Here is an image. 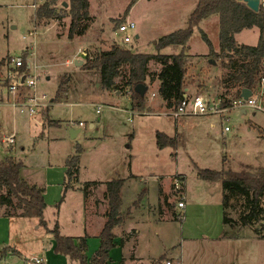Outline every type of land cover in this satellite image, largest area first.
Instances as JSON below:
<instances>
[{
    "label": "rangeland",
    "instance_id": "1",
    "mask_svg": "<svg viewBox=\"0 0 264 264\" xmlns=\"http://www.w3.org/2000/svg\"><path fill=\"white\" fill-rule=\"evenodd\" d=\"M45 1L0 0V160L6 156L4 148L12 147L8 153L22 161V176L44 192L47 223L42 224L38 217L14 218L13 223L20 226L19 241L16 245H0V251L5 253L0 264H26L38 257L40 248L51 244L56 222L64 235L87 233V255L91 257L100 247L97 235L106 220L108 203L105 186H91L87 210L94 223L87 229L82 186L90 180L120 177L125 178L121 190L125 221L114 232L125 235L129 227L137 229L136 254L144 256L146 262L162 263L169 256L180 258L182 264H264V220L254 226L224 224L222 183L199 176V167L238 173L246 164L264 165V139L258 130L264 129V111L247 108L242 113L234 108L225 115H187L179 118L176 126V120L168 115L170 108L167 111L160 105L163 99L158 80L151 83L147 79L149 107L138 111L132 110L129 92L104 89L97 73L81 68L86 60L84 52L95 57L116 44L148 54L180 53L182 47L172 45L159 51L155 42L186 27L197 0H137L128 13L132 0H90L89 10L96 18L84 35L75 38L69 37L71 1L58 0L60 18L39 23L36 10ZM216 18L218 15H211L194 29L185 50L192 58L219 48L220 26L213 21ZM124 21L134 22L133 37L128 43L117 29ZM203 31L212 46L202 37ZM258 37L255 27L238 32L235 39L240 44L255 45ZM14 57L29 63L28 76L36 79L34 87L24 86L18 95L9 91V74L19 75V68L12 62ZM212 59L216 64L206 57L200 62L187 58L186 84L216 100L222 64L220 58ZM160 68L159 63L152 62V70ZM61 80L65 83L58 93ZM152 91L156 94L151 95ZM34 93H45L49 105L30 116L21 112L15 100L22 101ZM46 109L49 117L58 122L42 125ZM72 128L80 129L74 137ZM157 130L173 134L178 146L158 148ZM9 135L15 136V142H2ZM74 155L79 156L78 180L74 188L65 190L67 161ZM177 177L184 181L181 189L174 184ZM183 194L186 207L180 208L178 202ZM247 202L242 195L232 198L226 208L228 217L240 219ZM1 223L2 220L0 240L7 232ZM37 235L45 237L29 245V239H37ZM94 242L96 246L92 247ZM130 243H134L133 239ZM15 248L20 252H14ZM110 255L120 262L123 247H112Z\"/></svg>",
    "mask_w": 264,
    "mask_h": 264
},
{
    "label": "trees",
    "instance_id": "2",
    "mask_svg": "<svg viewBox=\"0 0 264 264\" xmlns=\"http://www.w3.org/2000/svg\"><path fill=\"white\" fill-rule=\"evenodd\" d=\"M58 0H47L39 5L36 10L37 21L56 20L60 18L57 11ZM69 15L71 23L69 37L75 38L84 35L95 20L89 10L90 0H70ZM132 0L126 9L129 12ZM258 11L252 10L247 4L240 0H199L194 11L188 18L184 29H178L156 41L159 51L168 46L182 47L180 53H143L134 51L131 48L114 45L112 49L100 51L95 57L89 53L85 54V62L81 68L93 71L99 76L100 87L107 90H125L129 92L132 110L144 111L146 109V94L142 96L135 91L139 83L148 84V78L152 82L160 81L159 94L166 102V107L171 108L182 103L186 89L187 58L185 52L187 42L194 29L202 19L211 15H218L219 26V52L211 49L210 58H220L225 68L220 83L226 88L225 93L236 89L235 96H239L244 88L255 91L264 77V5L261 4ZM68 9V8H67ZM66 10V7L63 8ZM46 21V22H47ZM259 29L257 44H240L236 42L235 36L246 28ZM204 40L210 44L211 41L205 31L202 32ZM25 57V56H24ZM152 62L161 65L159 70H152ZM127 71H123V68ZM19 74L29 75V63L23 59L19 67ZM9 82V81H8ZM65 82L61 80L58 93L61 92ZM224 95V94H223ZM55 101V99H53ZM224 104V103H223ZM227 104V103H225ZM49 109L44 112V125H53L58 122L49 117ZM264 139V129L259 128ZM157 146L162 149L168 146H178V139L169 136L166 132L157 130ZM23 163L17 157L8 155L0 160V204L5 206L6 213L11 216L38 217L40 222L46 225L44 210L46 202L43 190L35 184L28 182L21 174ZM68 181L65 190L73 187L79 176V156L74 155L67 161ZM196 166H198L196 164ZM199 167V166H198ZM199 176L208 181H220L223 185V207L224 224L230 225L238 222L241 226H254L255 223L264 220V165L246 164L241 172L232 173L225 169L218 170L211 167H199ZM125 178L110 181H86L82 186L84 196L88 199L91 196V186H105L104 198L108 207L105 212L106 222L99 235L101 238L100 247L89 257L87 255V235L72 237L65 236L60 232L58 222L51 230L56 239L57 250L67 254L78 264H108L111 255L110 250L115 246L116 235L114 228L125 220L122 216L121 190ZM182 185L183 184V180ZM244 196L248 202L246 211L240 215V219L228 217L226 208L234 197ZM177 218V215H176ZM255 232L260 234L255 228ZM123 239V238H122ZM161 262V261H160ZM156 263V264H160ZM155 264V263H153Z\"/></svg>",
    "mask_w": 264,
    "mask_h": 264
},
{
    "label": "built area",
    "instance_id": "3",
    "mask_svg": "<svg viewBox=\"0 0 264 264\" xmlns=\"http://www.w3.org/2000/svg\"><path fill=\"white\" fill-rule=\"evenodd\" d=\"M262 1V0H261ZM264 5V2H261ZM134 27V22H121L117 29L118 33L121 35L124 42L128 43L132 40V32ZM13 65L15 67H19L23 63V59L21 57H14L12 59ZM25 75L19 74L16 77L9 74V78L11 79L9 83V91L12 94H19L22 87L32 88L36 85V79L32 76H28L25 78L24 82H22V77ZM155 94L154 92L152 93ZM46 100H48V96L45 93L40 95L28 94L24 100L16 101L15 103L20 106L21 112H27L30 116L35 114L37 110L49 105ZM224 103V104H223ZM227 103V104H225ZM247 109L251 108L253 110H262L264 111V77L262 78L259 87L256 88L255 91H252V96L249 98H245L243 95L239 96H219L216 100L210 101L209 98L205 95V93L197 91L195 89L188 88L185 90L184 100L181 104L171 107L170 114L174 117L175 120H179V118L183 116L190 115H198L205 116L207 114H220L223 115L224 111L231 109ZM100 111V107L97 112ZM82 124V122H80ZM225 130H229L228 126H225ZM2 142H15V136L9 135L2 138ZM174 184H176L177 189L182 188L181 178L177 177L174 180ZM182 194V192H181ZM180 208L186 207V201L184 194L181 196V199L178 202ZM43 258L34 257L29 259L26 264H42ZM161 264H181V261L178 259H166Z\"/></svg>",
    "mask_w": 264,
    "mask_h": 264
},
{
    "label": "crops",
    "instance_id": "4",
    "mask_svg": "<svg viewBox=\"0 0 264 264\" xmlns=\"http://www.w3.org/2000/svg\"><path fill=\"white\" fill-rule=\"evenodd\" d=\"M198 1L199 0H197V3H198ZM197 5V4H196ZM196 7V6H195ZM194 11V10H193ZM192 11V12H193ZM191 12V13H192ZM190 13V14H191ZM91 14L93 15V16H95V18H96V15L94 14V13H92L91 12ZM207 18V17H206ZM205 19V18H204ZM204 19H202V20H204ZM213 21H218V25H219V21H220V18H219V16H218V18H216V19H214ZM202 22V21H201ZM200 22V23H201ZM220 28V27H219ZM252 29H254V28H252ZM259 30V29H258ZM259 38V37H258ZM156 43V42H155ZM239 43V42H238ZM218 44H219V42H218ZM215 50V52H219V50H220V44H219V48L218 49H214ZM78 52H80V49L78 50ZM210 53V52H209ZM209 53H205V54H203V55H197V56H194L193 58H192V55H190V54H188L189 56H188V58H191V59H195V60H201V58L202 57H206L209 61H210V59H212V58H210V56H209ZM78 54V53H77ZM84 56H85V52H84ZM75 61H76V63H77V61H78V58L76 57V59H75ZM200 62V61H199ZM218 62V61H217ZM210 63H212L211 61H210ZM211 64H209V66H210ZM224 70H225V68L222 66V73H221V77H222V74H223V72H224ZM221 77H219L220 79V81H221ZM157 80V79H156ZM159 81V80H158ZM157 81V82H158ZM220 81H219V90H218V96H222L223 94V96H235V92H236V89H231V91L229 92V93H225L226 92V88L225 87H223V85L220 83ZM156 82V83H157ZM159 84H160V81H159ZM188 88H190L191 89V86H186V89L185 90H187ZM158 89H159V87H158ZM155 93V91H152V93ZM117 93H119L118 91H117ZM156 94V93H155ZM154 94V95H155ZM151 95H153V94H151ZM206 95V94H205ZM163 99V98H162ZM209 100L210 101H213V100H211L210 98H209ZM151 101V100H150ZM160 105H161V107H166V102L163 100V102H161L160 103ZM149 106H146V109L148 108ZM150 107H151V105H150ZM166 109H167V107H166ZM136 110V109H135ZM232 110V109H231ZM231 110H227V111H224L223 112V115H225V112H229V111H231ZM167 111H168V109H167ZM240 111L242 112V113H245L246 112V110L245 109H240ZM170 112H171V108H170V111H168V115H171L170 114ZM188 115H190V114H188ZM173 117V116H172ZM183 117H185V116H183ZM187 117V116H186ZM174 118V117H173ZM176 126H178L177 124H178V120H176ZM42 125H44V123L42 124ZM177 129H178V127H177ZM176 129V130H177ZM167 133V132H166ZM168 134V133H167ZM169 136L171 135V136H174L173 134H168ZM129 145H127V147H128ZM22 149H26V147L25 146H23L22 145ZM4 150H5V152H6V156H8V155H10L8 152L9 151H12V147H9V146H6L5 148H4ZM5 156V157H6ZM22 172V171H21ZM66 173H67V171H66ZM22 174V173H21ZM66 181V180H65ZM98 181V180H97ZM102 182V181H101ZM32 184V183H31ZM36 185V184H35ZM101 186H104V184H102ZM71 188H74V185H73V187H71ZM70 189V188H69ZM184 193V192H183ZM184 196H185V194H184ZM87 200L88 199H86L85 198V205H84V215H85V219H84V224H85V226H86V228L88 229V226L89 227H91V225L94 223V219H92L91 218V216L92 215H90L89 213H88V210H87ZM96 200H98V199H96ZM105 201H106V199H105ZM97 202V201H96ZM124 211V209L122 208V212ZM18 217H26V216H11V215H8L7 213H6V208H5V206H3V205H1L0 204V220H2V223H1V225L5 228V227H7V232L3 235V238L0 240V245L1 244H6V243H8V245H10V243H14L15 245H16V243H17V241H19V238L18 237H20V234L18 233V229H19V225L17 224V223H13L14 221H13V219L14 218H18ZM104 217H106V216H104ZM26 218H32V217H26ZM131 219H132V216L130 217ZM129 218V219H130ZM104 221V220H103ZM36 222H38V219H35V223ZM35 223H33V226H34V224ZM104 224H105V221L103 222V226H104ZM103 226H102V228H101V230H100V232H99V234L97 235L98 236V238H99V235H100V233H101V231H102V229H103ZM14 227H15V229H14ZM40 227V225H38L37 226V228H39ZM89 233V232H88ZM137 234H138V230L137 229H133V231H132V228H130L129 227V229L126 231V234L125 235H118V234H115L116 235V244H115V246H122L123 247V258L121 259V261L120 262H118V261H115L114 259H113V257L111 256V259H110V261H109V263L113 260V261H115L117 264H150V262L148 261V262H146V259H145V257L144 256H141V255H137L136 254V246H137V242H138V237H137ZM52 236H53V238L51 239V244L49 245V246H46V247H44L43 248V246L40 248V250L38 251V257H41V258H43V262H42V264H78L76 261H74V260H72L71 258H70V256L69 255H67V254H64V253H62V252H60V251H58L57 250V247H56V239H55V236H54V234H51ZM64 235V234H63ZM84 235H87V243H88V246H89V243H90V240H89V236H88V234L87 233H85V234H82V235H79V234H74L72 237H79V236H84ZM65 236H68V235H65ZM44 237H45V235H37V239H34V240H32V239H29V242H28V244L30 245V244H32V242H34L35 244H36V242H37V240L39 239L40 241L41 240H43L44 239ZM123 238V239H122ZM133 239V241H134V243H130V241ZM100 243H101V238H100ZM91 246L92 247H95L96 246V242H94V243H92L91 244ZM87 250H88V248H87ZM14 252H20L19 251V249H17V248H15L14 250H13ZM41 256H40V255ZM3 256H5V253H3L2 251H0V258L1 257H3ZM178 259V260H180L181 261V264H182V260L180 259V258H176V257H169L168 256V258L167 259ZM166 260V259H165ZM108 263V264H109ZM115 263V264H116ZM160 264H161V262H160Z\"/></svg>",
    "mask_w": 264,
    "mask_h": 264
},
{
    "label": "water",
    "instance_id": "5",
    "mask_svg": "<svg viewBox=\"0 0 264 264\" xmlns=\"http://www.w3.org/2000/svg\"><path fill=\"white\" fill-rule=\"evenodd\" d=\"M240 1L245 2L249 8H251L252 10H255V11H258L260 9L259 8L260 5L262 4L261 0H240ZM64 5L67 6L68 4L65 2ZM210 61L212 63L216 64V61L214 59H210ZM81 62H83V61H81ZM77 64H78V61H77ZM29 66H30V64H29ZM25 78H26V76L22 77V82H24ZM148 88H149L148 84L139 83L135 86V91H137L142 96H145L146 92L148 91ZM241 95H243L245 98H249L250 96H252V90H250L248 88H244L242 90ZM79 130H80L79 128H77V129L72 128L71 129L72 137H74L79 132Z\"/></svg>",
    "mask_w": 264,
    "mask_h": 264
}]
</instances>
